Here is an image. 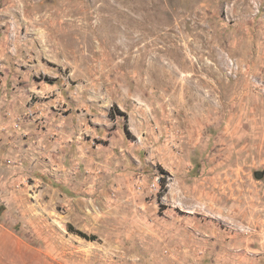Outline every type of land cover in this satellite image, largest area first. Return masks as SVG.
Instances as JSON below:
<instances>
[{"label": "rangeland", "instance_id": "obj_1", "mask_svg": "<svg viewBox=\"0 0 264 264\" xmlns=\"http://www.w3.org/2000/svg\"><path fill=\"white\" fill-rule=\"evenodd\" d=\"M1 243L264 264V0H0Z\"/></svg>", "mask_w": 264, "mask_h": 264}, {"label": "bare ground", "instance_id": "obj_2", "mask_svg": "<svg viewBox=\"0 0 264 264\" xmlns=\"http://www.w3.org/2000/svg\"><path fill=\"white\" fill-rule=\"evenodd\" d=\"M9 249V254L5 256L3 254V251H6L5 249ZM3 249V250H2ZM22 246L15 245V246H5V244H0V264H29V261L27 259V254L23 251ZM2 250V251H1Z\"/></svg>", "mask_w": 264, "mask_h": 264}]
</instances>
